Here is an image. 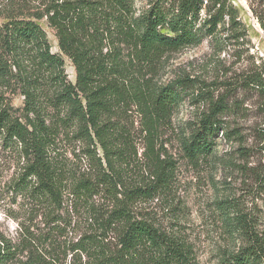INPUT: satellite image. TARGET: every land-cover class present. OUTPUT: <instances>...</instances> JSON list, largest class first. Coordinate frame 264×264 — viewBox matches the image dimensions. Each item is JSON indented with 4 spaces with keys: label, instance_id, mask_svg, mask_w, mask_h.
<instances>
[{
    "label": "trees",
    "instance_id": "trees-1",
    "mask_svg": "<svg viewBox=\"0 0 264 264\" xmlns=\"http://www.w3.org/2000/svg\"><path fill=\"white\" fill-rule=\"evenodd\" d=\"M42 5L25 15H8L0 24V86L18 87L24 96L17 116L0 94V138L21 148L27 176L23 190L46 210L45 229L39 234L26 230L16 241L0 237V264H62L68 253L78 256L79 264H196L191 243L179 232L137 216L135 203L169 188L172 169L157 167L150 184H126L123 164L114 160L123 144L115 114L126 106L137 108L155 157L153 142L162 122L198 83L186 74L166 84L154 81L162 57L221 33L239 39L245 29L237 8L231 0H146L141 10L134 0H43ZM256 16L264 33V15ZM43 18L55 32L59 52L51 51L38 23ZM61 54L74 67V82L67 79ZM246 78L247 86L264 89L261 74ZM198 94L208 96L210 105L181 137L192 161L213 151L223 129L218 117L228 107L223 96L212 100L206 91ZM62 133L85 143L95 159V176L70 178L56 153ZM66 183L96 223L76 240H63L71 226L60 213ZM99 193L110 202L105 209L94 207ZM219 204L228 236L242 238L236 249L223 253L222 263L264 264V237L245 214Z\"/></svg>",
    "mask_w": 264,
    "mask_h": 264
},
{
    "label": "rangeland",
    "instance_id": "rangeland-1",
    "mask_svg": "<svg viewBox=\"0 0 264 264\" xmlns=\"http://www.w3.org/2000/svg\"><path fill=\"white\" fill-rule=\"evenodd\" d=\"M42 1L0 0V24L8 15L20 12L25 15L43 8ZM134 2L137 10L146 6V0ZM231 2L245 29L242 37L229 38L221 33L215 40L205 39L161 59L154 81L166 84L175 76L186 74L198 83L177 103L169 120L162 122L153 142L155 157L137 108L126 106L115 114L122 129L123 144L115 152L114 160L123 164L121 177L126 184H150L155 181L157 167L172 169L169 188L135 203L137 216L179 232L191 243L196 264H224L223 253L242 244L241 237L228 236L221 201L245 214L254 231L264 237V89L247 86L246 78L253 73L261 74L264 82V33L256 16L264 15V0ZM19 6L25 9L20 7L18 11ZM38 23L46 32L51 51L59 52L54 30L45 18ZM62 57L67 79L74 82V67L65 55ZM205 91L212 100L225 97L228 107L218 117L223 129L214 138L213 151L205 158L192 161L182 150L181 137L188 134L189 124L207 112L208 96L206 100L205 95L198 94ZM0 94L4 106L11 107L18 116L24 104L20 89L0 86ZM56 144L57 156L69 169L70 178L95 176V159L90 158L84 142L62 133ZM94 149L102 156L98 144ZM25 165L20 146L0 138V237L12 241L19 240L20 233L26 230L39 234L45 229L46 210L23 190L27 177ZM66 184L60 213L68 217L71 226L62 239L76 240L95 221L91 223L86 203L73 199L67 187L69 183ZM104 195H94V207L102 205L105 209L110 205ZM61 261L62 264L80 263L78 256L69 253Z\"/></svg>",
    "mask_w": 264,
    "mask_h": 264
}]
</instances>
